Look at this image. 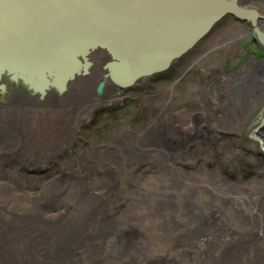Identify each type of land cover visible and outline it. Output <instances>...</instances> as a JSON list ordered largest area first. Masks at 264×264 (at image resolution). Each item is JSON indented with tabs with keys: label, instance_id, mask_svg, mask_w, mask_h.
Instances as JSON below:
<instances>
[{
	"label": "bare ground",
	"instance_id": "1",
	"mask_svg": "<svg viewBox=\"0 0 264 264\" xmlns=\"http://www.w3.org/2000/svg\"><path fill=\"white\" fill-rule=\"evenodd\" d=\"M244 22L251 24L250 20ZM263 23V19L257 20L262 31ZM253 69H264V55ZM105 71L91 67L89 74L77 75L69 82L66 97L59 106L64 107L63 113L73 124L86 114L93 115L90 107L95 95L106 91L109 101L122 99L124 92L119 89L131 88L107 84ZM256 72L261 88L264 74ZM95 77L105 81L102 93L94 88L95 82L89 81H95ZM146 80L143 77L137 83ZM207 91L204 88L201 94L205 107L192 119L160 110L136 138L116 135L103 147H85L83 158L87 165L102 169L107 162L116 165L105 168L102 190L92 185L94 178L90 181L85 176L76 178L75 187L81 191L77 201L79 210L62 200L66 192L62 177L49 179L44 190L35 193L21 184L33 181L35 176H14L21 186L17 196L26 204L7 212H2L7 206L4 202L10 203L14 192L0 185V264H181L192 253L194 262L189 264H264V161L257 160L254 178L250 180L240 176L232 181L206 167L212 154L216 161L225 152L223 140L214 135L200 136L198 143L189 138L197 136L195 123H191L195 122L194 117L199 121L213 120L209 115L211 110L217 114L216 109L208 106ZM31 98L29 104L34 106L43 102ZM44 98L47 104L38 108L39 116L43 115V105L56 106L59 100L51 93H46ZM233 111L241 113L243 109L236 107ZM8 121L16 125L11 119ZM261 125L251 133L264 148ZM26 126L25 122L22 127ZM49 128L48 123L39 124L38 132H48ZM226 128L235 129L232 124ZM200 130L211 132L212 128L203 125ZM0 136L5 143L12 144L7 140L16 138L17 132L4 124ZM185 145L190 150L183 152L180 148L184 149ZM8 160L15 163L17 157L9 155ZM139 164L155 167L149 170L154 174L145 173L146 179H142L134 167ZM13 171L11 168L7 174L15 175ZM232 201L238 207H230Z\"/></svg>",
	"mask_w": 264,
	"mask_h": 264
},
{
	"label": "rangeland",
	"instance_id": "2",
	"mask_svg": "<svg viewBox=\"0 0 264 264\" xmlns=\"http://www.w3.org/2000/svg\"><path fill=\"white\" fill-rule=\"evenodd\" d=\"M260 4L264 9V2ZM263 46L252 26L227 14L211 33L187 55L175 61L172 67L148 76L146 81L133 85L129 90L119 89L124 92L122 99L109 101L105 96L106 91L100 95L96 93L95 102L90 107L93 115L86 114L75 124L63 113L64 107L59 106L60 101L66 97V92L57 94L59 100L56 106L43 105V115L39 116L38 108L42 104H47L46 98H41L43 102L38 103V106L29 104L33 100L29 97L27 86L6 78L8 90L25 89V92L23 96L15 99L12 92H0V134L4 124H8L17 132L16 138L7 140L12 144L5 143L0 136V185L11 188L14 192V199L10 203L4 202L7 206L2 212H7L11 208L19 209L26 204L24 199L17 196L21 186H18L19 182L14 176L21 175L35 176L33 181L21 183L26 190L35 193L43 191L53 177H62V184L66 187L62 200L74 204L79 210L81 206L77 201L81 191L75 187L78 181L76 178L85 176L88 181L94 178L92 185L102 190L105 168L109 169L116 165L114 162H107L104 169L87 165L83 158L85 147L91 145L103 147L113 141L116 135L136 138L137 133L144 132L160 110L180 113L184 118L192 119L204 106L201 100L204 88H208L205 95L209 101L208 106L216 109L217 114L211 110L209 115L213 120L199 121L194 117L195 122L191 123H195L194 128L198 137L189 138L196 140V143L203 135L221 138L224 154L216 161L212 159L215 157L212 154V160L205 163L206 167L219 171L232 181L240 176L249 180L254 178L257 160L264 161L262 143L255 140L251 133L261 125L264 117V85L260 88L259 80L255 77L256 71L264 74V69H253L260 59L259 54L264 52ZM215 48H218L217 52ZM102 51L104 52L100 49L95 50L93 59L97 62V68L103 69L110 55L107 51ZM99 79L89 80L91 83L95 82L96 90L103 80ZM107 84L112 82L108 81ZM236 107L242 108L243 112L233 111ZM230 112L237 116L231 115ZM10 119L16 125L10 124L8 121ZM25 122L28 126L24 128L22 126ZM44 123H48L50 128L48 132L39 133L38 125ZM231 124L235 129L226 128ZM203 125L206 127L210 125L211 132L201 131L200 127ZM68 131L71 134H66ZM172 141L174 143V139ZM187 145L180 149L183 152L190 150ZM22 146L25 151L22 150ZM9 155H15L17 161L10 163ZM200 164L204 166L203 161ZM145 166L147 164H139L140 168L134 165L135 171L139 172L144 180L145 173L154 174L155 169L151 165L148 168ZM188 166L193 167L195 164ZM11 168L15 175L7 174ZM229 203L230 207H238L234 201ZM194 257L195 254L192 253L189 257L183 258L181 264L193 263Z\"/></svg>",
	"mask_w": 264,
	"mask_h": 264
},
{
	"label": "water",
	"instance_id": "3",
	"mask_svg": "<svg viewBox=\"0 0 264 264\" xmlns=\"http://www.w3.org/2000/svg\"><path fill=\"white\" fill-rule=\"evenodd\" d=\"M227 14L250 20L264 44V14L239 0H0V91L9 77L42 96L63 93L90 72L97 49L110 55L104 78L132 87L172 67Z\"/></svg>",
	"mask_w": 264,
	"mask_h": 264
},
{
	"label": "flooded vegetation",
	"instance_id": "4",
	"mask_svg": "<svg viewBox=\"0 0 264 264\" xmlns=\"http://www.w3.org/2000/svg\"><path fill=\"white\" fill-rule=\"evenodd\" d=\"M239 1H241V3H242V5L244 6L245 5V7H247V6H250V7H253V8H256L261 14H264V9L262 8V4H260V3H262V2H264V0H239ZM263 20H264V18H263ZM261 25H262V23H260ZM247 25H250V26H252L253 27V25H252V23L250 24V23H248ZM254 28V27H253ZM263 29H264V23H263ZM101 52H104V51H102L101 50ZM252 52H254L253 50H252ZM95 53V51H93L92 52V54H91V59H92V61H93V65H92V67H97V62H95V60L93 59V54ZM264 53V52H263ZM263 53H260L259 54V56H258V58H261L264 54ZM90 73V72H89ZM88 73V74H89ZM6 78H9V77H6ZM5 78V79H6ZM6 83V82H5ZM16 83H19V82H16ZM68 89V88H67ZM26 90H28V92H30V95H29V97H31V95H33L32 97L34 98H36V99H38V100H40L41 98H44V96H42L40 93H36V92H34L33 90H31V89H29L28 87H26ZM6 92L7 91H9V92H12V96L14 95V96H16V97H19V96H23L24 95V92H25V89H22V90H16V89H9L8 90V88H6V90H5ZM67 91V90H66ZM65 91V92H66ZM1 92V91H0ZM1 93H3V92H1ZM49 93H51V94H59L58 93V91H56V89H50V90H48V92H47V94H49ZM23 94V95H22ZM14 98V97H13Z\"/></svg>",
	"mask_w": 264,
	"mask_h": 264
}]
</instances>
